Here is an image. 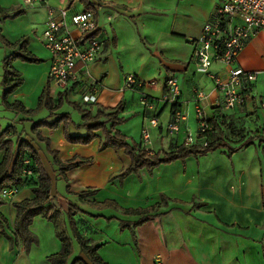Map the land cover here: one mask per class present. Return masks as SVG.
<instances>
[{"label":"crops","instance_id":"0c3cea01","mask_svg":"<svg viewBox=\"0 0 264 264\" xmlns=\"http://www.w3.org/2000/svg\"><path fill=\"white\" fill-rule=\"evenodd\" d=\"M223 1L88 0L101 28L99 37L103 50L87 66L77 64L76 80L65 90L55 91L52 98L65 94L70 104L93 115L97 107L108 109L121 103L120 117L124 118V123L117 129L123 135L139 145L142 127L154 117L159 123L157 128L150 127L154 153L175 150L188 134L197 130L194 108L198 100L192 92L194 88L206 94L200 105L208 118L219 112V95L209 79L196 72L192 55L203 25L213 19ZM48 3L68 7V0H48ZM0 7L10 13L23 12L3 23L2 35L10 43L28 38V50L44 60L41 69L33 70L36 76L28 74L29 66L14 65L23 75L20 79L30 83L27 87L25 83L6 99L10 106L18 102L26 110H33L46 85L50 66V56L42 45L41 35L46 13L40 6L22 10L16 0H0ZM81 11L84 8L77 0L69 7L70 13ZM7 51L3 48L1 56L6 57ZM238 64L245 71L257 72L258 76L252 98L246 105L223 113L225 136L243 117L248 118L243 124L245 131L252 132L250 138H237L240 143L226 140L231 148L242 146L230 159L226 150L221 149L160 165L150 172L142 169L120 181L118 177L130 167V158L123 150L99 152L101 131L95 133V140L84 146L68 144L63 136V125L55 130L42 128L41 137L48 141L51 150L58 152L60 162L92 159L90 164L66 172V183L47 153L46 145L34 140L30 133L34 122H52L56 117L48 119L44 109L34 116L9 110L4 112L7 118L0 120L16 130L17 135L10 139L14 148L21 139L33 140L32 145L39 151L52 180L50 202L64 213L70 203L81 211L74 216L76 226L84 237L100 246L98 253L107 264H264V143L260 142L264 140V32L248 42L238 57ZM214 71L225 76L220 64L214 65ZM128 75H134L143 84L142 88L125 90L123 85ZM172 75L178 80L181 101L189 106L190 114L180 132L169 137L164 127L171 118L172 108L159 100L165 80ZM91 95L95 96V103H85L83 97ZM143 98L154 102L152 110L142 105ZM0 108L7 110L3 105ZM59 114L69 115L71 135L86 134L85 130L73 128L82 123V115L76 110L64 104L56 112ZM3 154L0 152V163ZM17 189V195L0 207L4 230L14 239L11 242L0 230V264H49L46 258L60 250L51 223L41 216L33 219L29 230L37 238V244L31 245L27 252L15 238L13 204L33 198L27 187ZM84 193L87 195L81 202L79 196ZM161 195L175 202L150 213L139 225L143 216L124 215L111 208L96 209L88 204L110 200L121 209L137 210L159 204ZM193 204L203 206L193 208ZM75 260L89 264L73 242L67 264Z\"/></svg>","mask_w":264,"mask_h":264},{"label":"trees","instance_id":"16d2710c","mask_svg":"<svg viewBox=\"0 0 264 264\" xmlns=\"http://www.w3.org/2000/svg\"><path fill=\"white\" fill-rule=\"evenodd\" d=\"M74 1L75 0H68L67 8H69ZM77 1L82 5L84 10L93 11L94 7L88 2V0ZM21 14V11L10 13L9 10L0 7L1 22L8 19H14ZM28 45L29 41L26 38H23L14 44H10L1 35L0 30V47L2 46L12 51V53L6 57L3 62V103L7 110L20 113L24 116H34L44 109L48 112V119L56 117L52 122H47V120L34 122L30 133L34 136V140L46 145L47 153L52 157L54 165L59 167V172L66 183L68 182L65 177L66 172L71 169L78 168L81 165L90 164L92 159H82L79 162H75V159L66 163L60 162L58 160V152L51 150L49 148L48 141L41 137L42 128L55 130L60 125H63V136L65 141L68 144L84 146L89 145L93 140H95L97 138L95 133L97 131H101L103 137L98 147L99 152L106 149H113L115 151L123 150L130 158V167L118 177L120 181L124 180L130 174H138V172L142 169L150 172L160 165L170 164L178 160L184 161L190 156L194 158L205 156L221 149L226 150V155L230 159L234 153L241 149L231 148L227 144L226 140H229L228 136L224 135V130L221 128L219 123L220 117L216 114L211 120H209V123L212 125V131L208 135V144L206 147H201L199 145L185 146L182 144L171 152L166 153L159 151L153 155H149L140 146V144H136L133 140L123 135L117 129L124 123V118L120 117V114L123 111V105L121 103L114 108L104 109L97 107L93 115L89 111H82L73 104H70L66 100L65 94H59L56 99H53L48 81L39 96L34 110H26L18 102L10 106L6 102L7 97L14 93L22 84L20 74L12 66L14 60H19L29 64H38L42 61L28 50ZM64 104L71 106L82 115V123L80 125L73 126V128L76 130H85L86 134L84 136L71 135L70 128L72 127V124L68 114L56 115V112L60 110ZM14 136H16V130L12 126H8L0 132V152H4L2 162L0 163V195L4 189L26 186L25 171L27 165H24V161H28L31 164V175L34 177V180L30 185V191L33 198L22 200L21 202L13 204V208L16 212L14 224L16 240L22 242L26 252L31 245H36L37 238L30 232L29 227L36 216H41L53 225L55 236L60 242L59 252L46 258L49 264H67L68 259L72 255L73 242L78 245L80 253L85 256L89 264H107L98 253L100 246L96 245L92 240L84 237L76 226L74 216L76 213H81V211L75 205L70 203L68 205V210L64 213L60 207L50 202L49 197L52 189V180L41 161L39 151L32 145L33 140L26 141L25 139H21L18 141L17 147L14 148V144L10 140ZM6 137L7 139H5ZM260 142L264 143V140H261ZM85 195L87 194L84 193L79 196L81 202H83ZM170 202L173 203L175 201L169 200L165 196L161 195L159 204L137 210L121 209L114 201L110 200H106L102 203L88 204L96 209L111 208L116 211H120L124 215L143 216L144 218L137 223V225H139L146 221L147 215L155 213L159 208L168 207ZM2 205H4V200L0 196V207ZM200 206L203 205L201 204ZM200 206L193 204V208H199ZM4 223V218L0 216L1 233L13 242L14 239L11 238L4 230ZM73 264L86 263L82 260H75Z\"/></svg>","mask_w":264,"mask_h":264},{"label":"built area","instance_id":"2783aa9c","mask_svg":"<svg viewBox=\"0 0 264 264\" xmlns=\"http://www.w3.org/2000/svg\"><path fill=\"white\" fill-rule=\"evenodd\" d=\"M23 6H40L46 10L47 20L42 32V45L50 55L47 81L51 94L65 90L76 80L77 64L87 66L94 62L102 52L103 43L99 37L101 28L93 11L84 10L70 13L67 7H52L48 0H19ZM264 32V0H224L215 11L213 19L206 22L200 35L194 42L192 62L197 73L206 76L219 95L217 104L219 123L223 127V113L242 108L252 98L257 82V72L243 70L238 64V57L248 42ZM220 64L224 69L222 77L214 71V65ZM143 84L134 76L125 78V90H139ZM198 100L194 112L197 120L195 135L184 138L185 146L199 145L206 147L212 125L200 105L206 94L194 88ZM85 103L94 104L95 96H84ZM162 104L170 106L171 118L164 127L167 136L177 135L183 123L188 119L187 105L181 101V90L176 77L169 76L164 83ZM142 105L152 110L154 102L143 98ZM264 108V102L262 103ZM216 115V114H215ZM159 126L154 117L141 129L140 146L153 155L151 148V128ZM223 129V128H222ZM29 162L24 161V165ZM27 174V171H25ZM17 187L4 189L1 198L6 201L15 197Z\"/></svg>","mask_w":264,"mask_h":264},{"label":"rangeland","instance_id":"374dc122","mask_svg":"<svg viewBox=\"0 0 264 264\" xmlns=\"http://www.w3.org/2000/svg\"><path fill=\"white\" fill-rule=\"evenodd\" d=\"M17 1V6L19 7V8H21L22 10L24 9V8H27V7H25V6H23L22 5V3L19 1V0H16ZM58 1V0H57ZM50 3V2H49ZM48 3V4H49ZM50 6H52L51 4H49ZM52 7H56V6H52ZM4 9V8H3ZM7 10V9H6ZM44 10V12L46 13V10L45 9H43ZM10 11V10H9ZM23 13V12H22ZM22 15V14H21ZM20 15V16H21ZM19 17V16H18ZM46 17H47V15H46ZM17 18V17H16ZM16 18H14V19H16ZM14 19H8V20H14ZM8 20H6V21H8ZM5 22V21H4ZM4 22H1L0 21V30H1V35H2V29H1V26L3 25V23ZM41 35H42V32H41ZM3 36V35H2ZM4 37V36H3ZM24 38H26V37H24ZM4 39L6 40V41H8L5 37H4ZM21 39H23V38H21ZM20 39V40H21ZM26 39H28V38H26ZM9 42V41H8ZM18 42V41H17ZM10 43V42H9ZM16 43V42H15ZM10 44H14V43H10ZM29 46V45H28ZM44 47V46H43ZM3 48H5V47H3ZM3 48H2V46L0 47V103H2V104H0V106L2 107V105H3V107H4V109H5V105H4V103H3V97H2V95H3V91H4V85H3V62H4V59L6 58V57H8L11 53H12V51L11 50H8L7 48V52H8V54L6 55V57H2L1 56V54H2V51H3ZM45 49V48H44ZM46 50V49H45ZM46 52H47V54H48V57L50 56L49 55V53H48V51L46 50ZM39 58V57H38ZM40 60H42L41 58H39ZM25 64L26 66H29L28 68H29V71H28V74L30 73V75H32V76H36L34 73H33V70H37L36 68H38V67H40L39 69H41L42 68V66L41 65H44V60H42L40 63H38V64H29V63H25V62H21V61H19V60H14V62L12 63V66H13V68H14V65L15 64ZM49 63H50V57H49ZM20 74V73H19ZM22 74V73H21ZM20 74V75H21ZM23 75H21L20 77H22ZM25 83H26V80L24 79H22V84H21V86H23V85H25ZM29 83H30V81H27V83H26V87L29 85ZM46 83H47V78H46ZM20 86V87H21ZM19 87V88H20ZM18 88V89H19ZM17 89V90H18ZM41 95V94H40ZM39 99V98H38ZM38 101V100H37ZM37 101H36V103H37ZM71 107V106H70ZM36 108V107H35ZM34 108V109H35ZM187 109H188V115L190 114V108H189V106H187L186 107ZM1 109L2 108H0V119H5V118H7V115L5 114V113H7V111H9V110H5V111H1ZM33 109V110H34ZM71 109H73L72 107H71ZM5 112V113H4ZM10 112V111H9ZM246 118L247 117H243V121H237L236 122V126L234 127V128H230V130L226 133V134H229V135H227L228 136V138H229V140H235L236 141V143H240L241 141L240 140H243V139H245V137H247V138H250V136H249V134H252V132H249V131H245V129H244V126H243V124L245 123V121H248V120H246ZM248 119V118H247ZM1 121V123H0V125H1V128H0V132H2L4 129H6L8 126L7 125H5V123L3 122V120H0ZM19 123V122H18ZM189 123H191V121L189 122ZM16 135H17V132H16ZM192 135H195V131H193L192 132ZM237 138H239L238 140H237ZM240 147H242L241 145H240ZM239 147V148H240ZM31 164L30 163H28L27 164V168H26V171H27V174H26V183H25V187H27L28 189H30V185L32 184V182H33V180H34V177H33V175H31L32 173H31Z\"/></svg>","mask_w":264,"mask_h":264}]
</instances>
